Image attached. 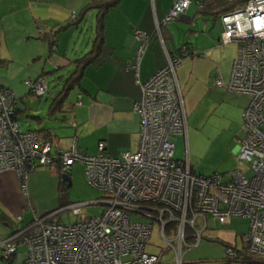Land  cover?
<instances>
[{"label":"crops","instance_id":"crops-1","mask_svg":"<svg viewBox=\"0 0 264 264\" xmlns=\"http://www.w3.org/2000/svg\"><path fill=\"white\" fill-rule=\"evenodd\" d=\"M105 1L110 0H0V85L16 99L17 121L26 116L35 122V130L29 131L51 142L55 151L69 150L75 142L77 149L89 156L99 153L100 143L110 157L136 152L141 125L134 105L142 99L141 84L165 68L168 58L185 47L187 56L176 68V75L187 113V131L177 138L183 139V159L189 160L191 169L208 174L210 169L202 168V143L214 130L217 133L208 149L217 142L216 148L221 149L228 128L242 134V113L250 101L248 96L226 88L237 46L219 43L221 7L214 0H189L184 16L164 24L174 0H118L100 14L94 5ZM136 31L149 37L137 73L130 66L138 47ZM86 55L87 64L78 65L77 59ZM76 70L80 74L63 106L52 111V104L62 97V80ZM218 77L223 87L215 86ZM41 78L47 85L46 120L58 116L57 122L61 120L67 129L58 131L45 123L40 104L43 96H34L25 85L26 81ZM50 82L58 86L52 95L48 94ZM77 98L80 105L76 104ZM25 99L38 102L39 108L22 106L20 102ZM206 115L207 121L203 122ZM74 167L67 174L70 182ZM61 182L55 166L29 173L26 189L16 172L0 174V264H25L27 246L19 245L8 260L1 254L5 241L14 232L28 229L37 213L42 216L59 210V206L51 211L43 207L47 188L51 187L58 196ZM29 213L33 214L30 220ZM208 219L201 243L185 249L184 264H224V248L210 242L214 239L238 245L235 236L225 238L214 228L208 229ZM203 228L202 224V231ZM254 264H264V258Z\"/></svg>","mask_w":264,"mask_h":264},{"label":"built area","instance_id":"built-area-1","mask_svg":"<svg viewBox=\"0 0 264 264\" xmlns=\"http://www.w3.org/2000/svg\"><path fill=\"white\" fill-rule=\"evenodd\" d=\"M189 5V0H174L164 24L184 16ZM220 23V45H237L226 88L250 98L242 113L244 134L237 152L238 166L247 170L237 169L228 176L197 174L188 159L174 158L177 137L187 131V113L176 75V68L187 56L185 47L141 84L142 99L134 105L141 125L139 147L118 157L107 156L102 143L96 156L79 151L75 142L69 150L55 151L51 142L20 131L16 99L0 85V174L16 172L26 189L29 173L40 167L55 166L67 175L80 164L87 184L103 195L93 203L72 204L34 217L28 229L5 241L1 254L6 259L24 243L25 264H156L158 257L146 248L153 225H157L160 237L176 254V264H182L187 248L185 228L194 229L200 222L206 226L202 220L205 214L221 225L236 218L247 220L244 240L248 249L264 258V0H247L238 9L222 14ZM135 38L138 48L131 68L137 73L149 37L136 31ZM25 85L36 97L47 92L42 78ZM215 86H224L221 78L215 80ZM247 172L252 173L250 178ZM91 205L103 208L99 216L85 215ZM66 210L79 218L77 222L65 225L54 220L57 213ZM133 215L148 221L134 222ZM171 224L177 225V231L166 238ZM194 232L197 237L192 246H197L202 229ZM225 252L227 256L233 253L231 249Z\"/></svg>","mask_w":264,"mask_h":264},{"label":"rangeland","instance_id":"rangeland-1","mask_svg":"<svg viewBox=\"0 0 264 264\" xmlns=\"http://www.w3.org/2000/svg\"><path fill=\"white\" fill-rule=\"evenodd\" d=\"M181 18V17H180ZM230 44H235V43H230ZM229 45V44H227ZM236 45V44H235ZM237 46V45H236ZM174 57V56H170ZM0 66H1V60H0ZM68 72V71H67ZM64 76V75H62ZM54 84V83H53ZM52 82H50V88L48 94H54L55 91L57 90V84L53 85ZM223 87V86H222ZM59 89V88H58ZM240 95V94H239ZM246 96V95H245ZM48 98V96H43L41 100V105H43L44 109L42 111L43 118L45 121H47L45 115L46 111L48 109L49 102H45V99ZM37 99V98H35ZM72 97H70V100ZM24 103L20 102V104L23 106H36L38 102H34L32 99H25L23 101ZM35 108V107H33ZM39 108V107H37ZM42 118V117H41ZM208 116L206 115L202 121L206 122ZM57 119H60V117H53L48 120L47 123L50 126H55L57 127V130H64L67 129V127L64 125L61 120H59L60 123L57 122ZM19 123V129L20 131H27V130H35L32 129L33 127L35 128L36 123L33 122L32 120H29L26 116L22 117L21 119H18ZM228 137L226 142L222 143L221 149H217L216 145H213L211 149H208V146L212 145L214 138V134L217 133L214 131L213 135L209 136L208 140L204 143H202V168L205 170L206 168L210 169L208 174H211L213 172H219L220 174H224L225 176H228L230 173L236 171L237 169H243L244 171L247 170V167L241 168L238 166V156L236 153V147H239V143L242 140L243 135L240 133H235L234 131H229L230 129L228 128ZM222 137V134L220 135ZM99 154V153H98ZM97 154V155H98ZM185 155V145L183 143V139L177 138L176 142V148H175V159L177 160H184L183 157ZM75 169L73 170L72 173H70L71 177V186L69 187V194H68V200L70 203L73 204H81V203H93L103 197L102 193L99 190H96L92 188L90 185L87 184L85 177H84V171L79 165H75ZM43 169V168H42ZM59 169V168H58ZM39 170V169H38ZM41 170V169H40ZM60 171V170H59ZM83 171V172H82ZM247 177H251L252 173L247 172ZM48 192L47 195L44 197V207L47 210H53L60 206V200L59 196L56 195V192L52 193V188L49 187L47 188ZM35 205V204H33ZM34 207V206H33ZM35 208V207H34ZM36 209V208H35ZM103 208L98 205H91L88 206L85 209V215L88 216H99L100 213L102 212ZM59 211V210H57ZM55 211V212H57ZM53 213V212H52ZM30 215L28 216V219H31V216H33L32 213H29ZM42 213H37L36 216L41 215ZM48 215V214H47ZM202 220L207 223L208 219V229L214 228L215 232L218 234L222 233V235L226 238L230 237H236L237 238V244L240 247L243 245L244 241L243 236L247 232L248 229V223L245 220H240V219H234L229 225H221L219 224L216 220L211 215L205 214L203 215ZM56 220H60L65 225H72L77 220L79 219L78 217L74 216L70 210H66L63 212L57 213L55 216ZM132 220L134 222H145L148 221L145 218H142L141 216H132ZM201 220V219H200ZM206 226L204 225L203 231H202V237H203V232L205 231L204 229ZM23 230V229H22ZM213 231V230H212ZM222 231V232H221ZM15 233V232H14ZM13 233V234H14ZM20 239V238H19ZM18 239V240H19ZM17 240V241H18ZM203 240V238H202ZM176 247V246H174ZM193 246L187 247V249L192 248ZM177 248V247H176ZM228 250V249H227ZM146 251L155 255H161V260L163 264H176V254L173 251L172 247L168 245L166 241H164L160 235H159V228L157 225H153L152 233H151V239L149 241V244L147 245ZM224 251H226L224 249ZM233 252V251H232ZM227 258L229 256L226 255ZM234 253V252H233ZM233 253L230 257L233 256ZM234 257V256H233ZM261 257V256H259ZM231 259V258H229ZM183 264V262H182Z\"/></svg>","mask_w":264,"mask_h":264},{"label":"trees","instance_id":"trees-1","mask_svg":"<svg viewBox=\"0 0 264 264\" xmlns=\"http://www.w3.org/2000/svg\"><path fill=\"white\" fill-rule=\"evenodd\" d=\"M118 0H110V1H105V2H102V3H99L97 5H94L95 8H98L100 9V14L104 13V11L106 9H109L111 6L115 5L117 3ZM212 1V0H211ZM247 0H233V1H226V0H214V4L218 5V7H221L220 8V12H223L226 13V12H230V11H233L235 9H238L239 7L243 6L245 3H246ZM203 7V6H202ZM223 7V8H222ZM222 15V14H221ZM100 35V33H99ZM138 48V47H137ZM137 51V50H136ZM179 52V51H178ZM178 54V53H177ZM135 56H136V53H135ZM135 59V58H134ZM87 55L84 56V57H81L79 59H77L76 63L79 65H86L87 64ZM134 61V60H133ZM133 63V62H132ZM131 63V64H132ZM131 66V65H130ZM82 67H78V69H81ZM134 70V69H133ZM78 74H80V71L76 70L75 73H73L71 76H69L67 79H64L62 80L63 82V85H62V88L60 89V93L62 92V97L58 99V101L54 102L52 104V106L50 107V109L52 111L54 110H59V108L61 106H63V100L65 99V96L66 94L72 89V85L73 83L76 82L77 78L76 76H78ZM71 77H73V79H71ZM72 83V84H71ZM31 92V91H30ZM32 93V92H31ZM45 95V94H44ZM43 95V96H44ZM80 98V97H79ZM79 98H77V101H76V104L80 103L79 101ZM56 108V109H55ZM27 132H30L29 130ZM243 131H242V135H243ZM108 156V155H107ZM110 157V156H109ZM118 157V156H117ZM40 168H44V167H40ZM39 169V168H38ZM84 169V167H83ZM60 174H61V178H62V175H64L61 171H60ZM204 175V174H203ZM60 189H59V193H58V196H59V200H60V206H59V210H62V209H65V208H68L69 206H71L73 203H70L69 200H68V194H69V186H68V183L67 182H61L60 184ZM52 213V212H51ZM47 214H50V213H46L44 215H47ZM236 219H239V218H236ZM56 220V218H55ZM240 220H243V219H240ZM247 223L248 221L245 220ZM57 222H60V220H57ZM232 222V221H231ZM61 223V222H60ZM202 224L203 222L201 223H196L195 226H194V229H192L191 227L189 226H186L185 228V244H186V247H190L192 245H194L196 243V234L194 231H198V229H202ZM249 227V225H248ZM177 231V225L176 224H171L167 227V230L165 231V237L166 238H171L174 236V234L176 233ZM248 231V229H247ZM247 233V232H246ZM246 233L244 234V236L246 235ZM244 236H243V240H244ZM202 235H201V241H202ZM212 243H215V244H219L220 246H222L225 250L227 249H231L233 252H234V257H232L231 259L229 258H226L223 263L224 264H254L256 263L257 261H260L262 259V257H259L255 254H253L252 252L249 251L248 249V244H246V242L244 241L243 245H241L240 247L238 245H233L231 243H227L225 241H222L220 239H214L212 241H210ZM201 243V242H200ZM195 247V246H193ZM184 250V249H183ZM152 254V253H150ZM155 255V254H153ZM158 257V262L156 264H163L162 260H161V255H155ZM184 264V263H183Z\"/></svg>","mask_w":264,"mask_h":264},{"label":"water","instance_id":"water-1","mask_svg":"<svg viewBox=\"0 0 264 264\" xmlns=\"http://www.w3.org/2000/svg\"><path fill=\"white\" fill-rule=\"evenodd\" d=\"M62 180L63 182H67L69 187L71 186V182L66 174L62 175Z\"/></svg>","mask_w":264,"mask_h":264}]
</instances>
